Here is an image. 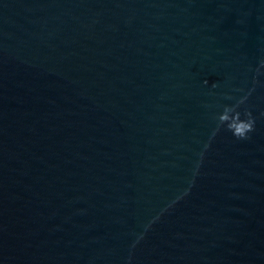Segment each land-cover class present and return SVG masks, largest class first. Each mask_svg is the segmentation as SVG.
Masks as SVG:
<instances>
[{"label": "water", "instance_id": "water-1", "mask_svg": "<svg viewBox=\"0 0 264 264\" xmlns=\"http://www.w3.org/2000/svg\"><path fill=\"white\" fill-rule=\"evenodd\" d=\"M0 264H264V0H0Z\"/></svg>", "mask_w": 264, "mask_h": 264}]
</instances>
